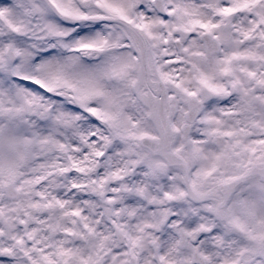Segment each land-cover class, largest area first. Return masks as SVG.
I'll return each instance as SVG.
<instances>
[{
  "label": "snow or ice",
  "instance_id": "1",
  "mask_svg": "<svg viewBox=\"0 0 264 264\" xmlns=\"http://www.w3.org/2000/svg\"><path fill=\"white\" fill-rule=\"evenodd\" d=\"M0 264H264V0H0Z\"/></svg>",
  "mask_w": 264,
  "mask_h": 264
}]
</instances>
